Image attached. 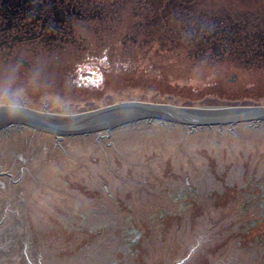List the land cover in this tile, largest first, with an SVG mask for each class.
I'll list each match as a JSON object with an SVG mask.
<instances>
[{"label":"rangeland","instance_id":"obj_1","mask_svg":"<svg viewBox=\"0 0 264 264\" xmlns=\"http://www.w3.org/2000/svg\"><path fill=\"white\" fill-rule=\"evenodd\" d=\"M176 1L103 0L117 8L105 20L116 21L122 30L121 22L137 15L133 9ZM190 1L205 10L264 7V0ZM152 13L149 7L148 15ZM171 15L166 13L167 21ZM182 42L171 40L168 46L162 41L150 56L129 45L132 56L141 58L134 70H103L101 86L90 89L28 88L27 104L30 96L32 102L41 97L53 110L84 109L126 97L196 104L264 102V69L236 77L220 65L186 76L173 69L169 60L182 53ZM117 127L107 136L99 134L102 130L59 138L51 134L27 159L22 173L24 216L43 264H173L191 244L179 264H264V233L252 236L254 230L244 233L239 228L264 209L259 197L254 200V194L264 195V119L219 126L140 120ZM183 184L191 187L194 201L188 199L176 209L172 202L178 200L171 193ZM172 207L176 217L152 222L134 255L115 252L124 241L125 225L142 224ZM108 250L114 254L106 261Z\"/></svg>","mask_w":264,"mask_h":264},{"label":"flooded vegetation","instance_id":"obj_2","mask_svg":"<svg viewBox=\"0 0 264 264\" xmlns=\"http://www.w3.org/2000/svg\"><path fill=\"white\" fill-rule=\"evenodd\" d=\"M165 6L166 4H143L138 10L133 9V14L137 15L131 20H123L122 30H117L116 21L105 20L108 15L115 14L113 9L117 11V8L103 4V0H0V74L10 66H18L17 83L27 89H38L44 85L90 89L101 86L103 70L115 66L124 68L122 60L125 58L132 61L127 66L135 69L141 58L132 56L135 52L129 45H133L136 51H148L145 56H150L163 44L162 41L171 46V40L175 44L184 41L182 55L185 64H194V59L202 60L203 63L228 69L229 75L234 77L238 74L247 75V70L264 69V7L256 5L250 10H232L222 6L205 10L194 4L175 6L174 15L167 21ZM125 7L127 6L122 8ZM149 7L153 10L151 15H148ZM125 39L128 43L123 46L109 42ZM194 43L196 51L191 46ZM159 54L164 56L161 52ZM104 60L108 64L110 60L112 62L105 66ZM191 73L197 75L194 69L186 74ZM29 78L33 80L31 86L27 83ZM30 98L28 103L32 106L48 107V102L41 97L37 98L38 102H32L33 96ZM188 189L191 187L183 184L171 193L172 198L178 200L172 202L176 209H180L188 199L194 201L195 196ZM218 193L212 195L217 196ZM262 194H254L257 197L254 200L257 201L259 197V202H264ZM173 208L175 207L169 212L163 210L148 220L143 219L142 224L138 222L141 230L137 222L125 225L123 243L125 240L126 243L119 244L115 252L118 251L120 257H125L122 255L124 252L134 255L144 243V240H139L142 232L151 227L152 222H156L159 217L161 221L164 219L163 222L175 218L177 213H174ZM262 211L260 216L253 214L250 219L254 218V221L240 226V231L247 233L254 230L252 236L264 233V223L256 224V221L264 218V209ZM250 224L254 226L250 227ZM162 225L161 223L159 227L162 228ZM144 246L147 247L146 244ZM192 246L194 244L175 259L173 264H179L185 259ZM135 248L137 249L133 251ZM110 254L112 256L114 252H106V261L110 259L106 258ZM107 264L113 262L109 261Z\"/></svg>","mask_w":264,"mask_h":264},{"label":"water","instance_id":"obj_3","mask_svg":"<svg viewBox=\"0 0 264 264\" xmlns=\"http://www.w3.org/2000/svg\"><path fill=\"white\" fill-rule=\"evenodd\" d=\"M246 119H264V102L196 104L126 97L69 110L25 103L13 119L0 109V264H43L25 221L22 173L29 156L51 134L98 132L140 120L202 126Z\"/></svg>","mask_w":264,"mask_h":264},{"label":"clouds","instance_id":"obj_4","mask_svg":"<svg viewBox=\"0 0 264 264\" xmlns=\"http://www.w3.org/2000/svg\"><path fill=\"white\" fill-rule=\"evenodd\" d=\"M19 79L18 66H10L6 71L0 74V109L10 119L15 118L27 103V88L17 83ZM28 85L33 84L29 78Z\"/></svg>","mask_w":264,"mask_h":264},{"label":"trees","instance_id":"obj_5","mask_svg":"<svg viewBox=\"0 0 264 264\" xmlns=\"http://www.w3.org/2000/svg\"><path fill=\"white\" fill-rule=\"evenodd\" d=\"M188 1L189 0H178L176 2L171 3V5L166 4L165 11L174 15L175 10H176L175 6H189L192 2L190 1V3H189ZM159 5H160V2H157L156 6H159ZM220 23H221V21L219 22V24ZM191 46L194 47V49H195L196 44L194 43ZM195 51H196V49H195ZM183 52L184 51H182V53H180L178 57L172 56L173 59L170 58V60H169L171 67L173 69L177 70L178 72H180V74H184L186 76L187 75L186 73H189L192 69H194L196 71L201 70V72H205L203 70L211 68L214 66V64L203 63L202 60L197 61L196 59H194V64H189V63L185 64L186 61L183 59V55H182ZM168 57H171V56H168ZM103 62H105V66H106V65H110V63L112 61L110 60L109 64H108V62H106V60H104ZM113 62L115 63V61H113ZM131 62L132 61H130V59H129V61H127V59L125 58L122 60V65L127 66L128 64H131ZM129 69H130V67H129ZM257 222L264 223V218L262 220L256 221V224H257ZM253 226H254V224H250V227H253ZM229 229H231V228H229Z\"/></svg>","mask_w":264,"mask_h":264},{"label":"bare ground","instance_id":"obj_6","mask_svg":"<svg viewBox=\"0 0 264 264\" xmlns=\"http://www.w3.org/2000/svg\"><path fill=\"white\" fill-rule=\"evenodd\" d=\"M261 120H263V119H246L245 121H251V122H260ZM135 122H137V121H131V122H129V123H127V124H131V123H135ZM148 122H153V121H148ZM123 125V124H122ZM118 125H113V126H110L109 128H102L101 130L103 131H101L99 134H101V135H106L107 133H109L111 130H113V129H115V128H118L117 127ZM87 134H89V133H87Z\"/></svg>","mask_w":264,"mask_h":264}]
</instances>
